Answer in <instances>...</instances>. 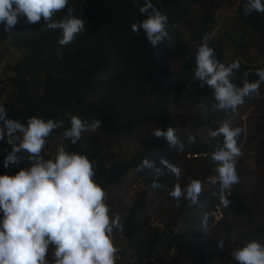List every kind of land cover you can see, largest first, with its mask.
Wrapping results in <instances>:
<instances>
[{"label": "trees", "instance_id": "trees-1", "mask_svg": "<svg viewBox=\"0 0 264 264\" xmlns=\"http://www.w3.org/2000/svg\"><path fill=\"white\" fill-rule=\"evenodd\" d=\"M222 1L152 0L167 15V31L171 38L165 39L156 47L147 42L142 29L139 35L131 30L133 23L139 24L145 19L138 8L133 6V0H69V6L75 7L74 15L85 20L86 30L67 46L58 43L60 32L47 28L42 21L29 25L21 19L10 32H4L0 25V46L18 53V58L11 66L6 67L9 75L0 76V105L6 110V119L26 123L32 116L45 121L63 118L64 126L54 130L48 138L42 152L43 158L54 159L59 147L85 155L96 169L94 181L105 191L116 187L129 171H135L142 177L145 189L138 192L132 204L119 215L124 231L114 229L112 233L116 248V234L126 240L125 248L118 249L117 252L121 256L120 264H126L122 262L124 256L133 264H166L173 241L183 235L202 233V221H199L197 215H208L211 205L220 194V185L217 183L209 187L204 199L199 196L197 205L190 206L189 201L171 202L174 209L171 220L159 229L149 227L140 215L147 202L148 191L153 190L156 196L163 194V198L170 200L168 193L176 182L170 173H163L157 180L156 177L151 179L149 173L137 171V166L143 160L150 159L158 163L171 155L184 157L187 152L212 153L217 143L222 144V138L210 140L207 129H215L227 120L233 128L242 129L237 143L243 152L236 161L240 180L229 190L227 199L230 200L245 190L239 169L247 156L249 144L256 142L264 148L263 115L258 116L251 127L242 128L239 119L243 115L241 110L237 121L233 119L235 113L231 110L211 111L215 103L212 90L207 86L199 87V81L194 80L195 52L191 45H200L205 35L209 37L208 46L213 48L215 59L225 66L231 64L218 59V40L210 37L215 23L213 13ZM143 2L144 0H140V4ZM237 2L234 21L243 30V42L238 43L236 48L246 49L248 44L245 40L247 32H250L248 39L253 37V40L249 46L254 48L263 61L259 67L251 69L244 64L240 65L239 70L235 71L236 79L233 83L242 86L245 72L251 70L247 79L254 82L259 79L255 70L264 68V13L253 12L245 16L243 7L247 0ZM66 14V10H63L57 14L56 19ZM181 27L188 32L187 42L178 32ZM2 60L0 51V63ZM172 62L177 63V68L170 70ZM263 92L264 83H261L258 95L246 98L241 106L247 108L254 104ZM3 101L4 104L1 103ZM201 104L210 111L202 112ZM180 108L187 113L185 119L178 123L182 127L181 135L184 139L179 140L182 150L179 145L169 147L165 139L153 137L157 128L162 129L174 123V111ZM65 114L76 115L89 122L98 119L100 128L95 132L82 133L81 139L73 145L63 137V132L70 127L69 118ZM140 130L145 132L143 137L138 135ZM147 130L150 131L148 135ZM133 133H136L137 147L129 159L108 161L107 152L115 147L119 137H129ZM190 134L195 136L194 143L188 141ZM7 152L0 142V175L13 176L20 168L30 167L28 155L20 153L21 163L5 168L4 158ZM183 161L186 168L192 163L200 162L201 166L196 174L205 180L218 175L210 154L202 160ZM187 173L190 177L195 172L190 170ZM154 180L161 187L153 188ZM107 205L110 208L109 215L113 216L115 207L112 198ZM198 207L201 209L197 210ZM221 209L224 218L229 212L235 221L244 226L235 235L236 249L253 240L264 243V215L253 214L251 207L242 201L231 208L222 205ZM222 221L215 224L220 225ZM207 223L211 230L213 227L209 216ZM181 224L182 235L175 229ZM229 238L230 229L225 228L222 234L216 232L207 240L205 250L193 249L190 254L187 249L182 254L185 258L174 257L169 264H183L184 259L192 264H218L223 258ZM218 240L224 241L222 250L217 247Z\"/></svg>", "mask_w": 264, "mask_h": 264}, {"label": "clouds", "instance_id": "clouds-1", "mask_svg": "<svg viewBox=\"0 0 264 264\" xmlns=\"http://www.w3.org/2000/svg\"><path fill=\"white\" fill-rule=\"evenodd\" d=\"M133 6L145 16L139 24L131 25L133 32L139 35L142 29L152 47L171 39L167 31L168 17L152 0H144L143 4L133 0ZM63 10L67 14L56 19ZM253 12L264 13V0H247L243 14L249 16ZM74 13L75 7L69 6V0H0V25L4 32L15 29L21 19L29 25L42 21L47 28L60 32L58 43L61 46L72 44L86 30L85 20ZM208 40L207 35L203 36L196 50L194 80L199 81V87L207 86L212 90L215 103L211 111L235 112L246 98L258 95L260 85L264 83V68L255 70L259 79L254 82L247 79L251 70L245 72L242 86H237L233 80L241 61L236 59L227 66L218 62ZM200 108L204 113L210 111L203 104ZM6 115L4 106L0 105V140L11 145V152L4 158V167L19 165L22 152L28 154L30 167L20 168L13 176L0 175V264H49L50 248L53 249V264H116L118 249L114 246L112 233L114 229L123 232L124 225L119 215H109L110 208L105 203L107 193L93 179L96 175L93 163L85 155L66 151L64 147L57 149L54 159L42 156L48 138L54 130L64 126V119L45 121L32 116L26 123H21L6 119ZM65 115L70 127L63 132V137L73 145L81 139L82 133L100 128L98 119L89 122L76 115ZM241 132V128H233L227 120L215 129H207L210 140L222 138V144L217 143L210 153L218 175L209 178V182L220 185V203L226 208L230 203L226 190L240 180L236 161L243 155L237 143ZM153 137L165 139L169 147L179 145L182 150L173 127L157 128ZM188 141L194 143L195 136L190 134ZM167 167L179 177L178 167L170 164ZM145 168L153 170L157 180L162 175L160 169L146 159L137 166V171ZM157 180L152 182L153 188L161 187ZM202 191L203 183L193 179L186 189L174 185L168 195L176 200L184 197L192 206L199 203ZM201 229L206 236L209 232L207 217L202 220ZM217 247L222 250L224 241L218 240ZM231 255L236 264H264V243L247 242Z\"/></svg>", "mask_w": 264, "mask_h": 264}, {"label": "rangeland", "instance_id": "rangeland-1", "mask_svg": "<svg viewBox=\"0 0 264 264\" xmlns=\"http://www.w3.org/2000/svg\"><path fill=\"white\" fill-rule=\"evenodd\" d=\"M236 2L237 0H223L220 3V7L213 13L215 23L213 25V29L211 30L210 37L218 40L216 43V49L218 53L216 54L219 60L226 63H232L236 59H239L241 64L248 66L249 69L259 67L263 61L258 57L254 48L249 46V43L253 40V37L248 39L250 32H247V40H245L246 44H248L246 49L236 48L238 43L243 42V30L234 21V10L238 3ZM178 32L182 39L187 42L189 39L187 30L181 27L179 28ZM198 47V44L191 45V48L195 53ZM4 49V46H0V51L2 52L3 56V60L0 63V76L9 75L6 67L11 66L14 60L18 58V53L14 50L6 48L4 51ZM175 68H177V63L172 62L169 65V69L172 70ZM1 103L4 104V101ZM240 110L243 113V115H241L242 118H239L238 116V112H240ZM174 113H176V116L174 117V123L168 127H173L178 139L184 141L181 135L182 127H180L178 123L185 119L184 116L187 113H185V109L183 108L175 110ZM234 113L233 119L235 121H237V117L241 119L242 128L246 129L247 127H251L258 116H264V92L254 104L247 108L239 106ZM168 127L162 128L161 130H166ZM148 133L150 134V131L147 130L146 135H148ZM138 135L143 137L145 132L140 130ZM16 136L19 137L20 134L17 133ZM5 138L8 139L7 136ZM0 142L4 145V148L7 149V154L10 153L9 151H11V145H9L6 140H0ZM185 142L188 141L185 140ZM14 143H19V140H14ZM136 147V133H133L129 137H119L115 147L107 152V160L126 161L129 159ZM22 153L27 154L24 152ZM183 160H185V158L181 157V155H171L167 159L158 163L148 159V161L153 163L154 167L160 169L162 174L170 173L175 178L176 184H179L182 189H186L191 180H200L203 183V191L200 196L202 199H204L207 195L206 191L212 186V184L209 182V178L214 177H208V180H205V178L196 174V171L201 166L200 162L192 163L190 166H188V168H186V164L183 163ZM169 164L180 169V175L178 178L168 169L167 165ZM240 167L241 168L239 170L241 181L245 187V190L243 192L241 191L238 195L230 199V203L227 208H231L236 203L242 201L246 206L248 205L251 207V209L254 211L253 214L261 213L264 215V148L256 142L250 143L249 148L247 149V156L244 157ZM190 170L195 173L189 177L187 172ZM143 171L144 174L149 173L151 179H154L155 177L157 178V174L153 170L145 168ZM182 177H185V179H182ZM180 178L181 180H179ZM145 186L146 185L143 183L142 177L140 175L138 176L135 171H129L116 187L109 188L107 191H105L107 193V199L105 203L110 204L112 198L113 207H115V213L112 217L122 214L124 210L132 204L135 195L138 192L144 190ZM163 197V194L156 196L153 190H149L147 193V202L141 209L140 215L143 220H146L149 227L159 229L164 223L171 220L174 214V209L171 206V202L188 201L184 197L180 198L179 200L173 199L170 196V200H167ZM198 209L201 208L198 207L197 210ZM229 214L230 213L228 212V215H226L224 221H222L220 225H213L211 223L213 228L209 230L206 236H204L203 233L198 232L197 234H189L178 237L175 241H173L170 247L166 264H169L174 257L183 256L182 254L187 249L189 250L190 254L192 253L193 249L205 250L207 246V240H209L216 232L222 234L225 228L230 229V238L224 250L223 258L218 261V264H234V259L231 253L236 250L237 247L235 235L237 232H239V229H243L244 226L239 224L237 220L235 221ZM205 217H208V215L204 216L202 213L197 215L199 221H202ZM181 227H183L182 224L179 225L178 228H175L178 229L180 234L182 233L180 231L183 230ZM115 237L116 245L118 246L117 249L123 250L126 246V240L117 234ZM48 255L49 264H53L54 256L52 248L49 249ZM183 258L185 257L183 256ZM122 262L126 264H133L131 263L132 261L130 259L128 260L126 256H124ZM183 264L192 263L184 259Z\"/></svg>", "mask_w": 264, "mask_h": 264}, {"label": "built area", "instance_id": "built-area-1", "mask_svg": "<svg viewBox=\"0 0 264 264\" xmlns=\"http://www.w3.org/2000/svg\"><path fill=\"white\" fill-rule=\"evenodd\" d=\"M209 154L210 153L207 151L187 152L184 154V158L185 160H191V161L192 160H202V159L207 158ZM225 194L229 197L230 191L226 190ZM221 207H222V204L220 203V199L218 195L215 202L211 205L208 211V216L210 217V220L213 224L221 222L224 218ZM120 260H121V256L117 254L116 264H120Z\"/></svg>", "mask_w": 264, "mask_h": 264}]
</instances>
